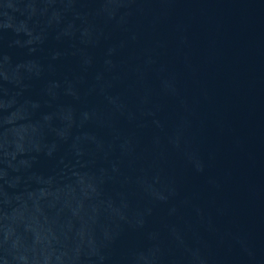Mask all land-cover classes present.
<instances>
[{"label":"water","instance_id":"1","mask_svg":"<svg viewBox=\"0 0 264 264\" xmlns=\"http://www.w3.org/2000/svg\"><path fill=\"white\" fill-rule=\"evenodd\" d=\"M0 264H264V0H0Z\"/></svg>","mask_w":264,"mask_h":264}]
</instances>
